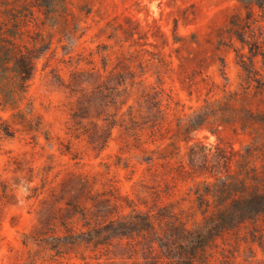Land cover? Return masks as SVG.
Instances as JSON below:
<instances>
[{
	"label": "rangeland",
	"instance_id": "rangeland-1",
	"mask_svg": "<svg viewBox=\"0 0 264 264\" xmlns=\"http://www.w3.org/2000/svg\"><path fill=\"white\" fill-rule=\"evenodd\" d=\"M69 5L18 107L0 95V264H181L165 228L204 220L196 191L216 147L249 138L234 119L250 101L245 67L251 43L264 45V7ZM200 114L206 126L186 130ZM135 213H151L158 231L123 229ZM196 264H264V218L225 229Z\"/></svg>",
	"mask_w": 264,
	"mask_h": 264
},
{
	"label": "trees",
	"instance_id": "trees-1",
	"mask_svg": "<svg viewBox=\"0 0 264 264\" xmlns=\"http://www.w3.org/2000/svg\"><path fill=\"white\" fill-rule=\"evenodd\" d=\"M69 3L70 0H0V95L5 103L18 107L34 75L36 59L53 45L54 36L49 27H66L71 14ZM256 4L263 8L264 0H237V5L247 11H254ZM238 18L235 15L236 26H240ZM33 21L41 30L32 40L23 42L25 30ZM250 53L245 67L251 87L250 101L234 119L249 138L231 151L221 145L216 147L215 169L204 180L206 189L196 191L204 220L193 225L183 221L168 223L165 228L164 238L176 242L174 246L164 244L173 254H181V264H196L205 258L208 245L225 229L246 220L264 218V73L257 68L258 56H262L264 68V45L251 43ZM208 118V114H200L191 118L185 128L188 131L202 128L209 122ZM206 197L212 202L201 204ZM151 216V213H135L119 221L123 229L137 227L157 232Z\"/></svg>",
	"mask_w": 264,
	"mask_h": 264
}]
</instances>
